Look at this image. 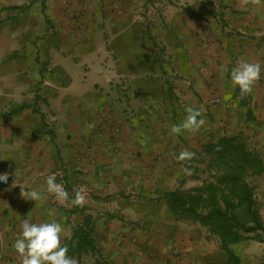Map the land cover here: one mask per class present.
<instances>
[{"label": "crops", "instance_id": "crops-1", "mask_svg": "<svg viewBox=\"0 0 264 264\" xmlns=\"http://www.w3.org/2000/svg\"><path fill=\"white\" fill-rule=\"evenodd\" d=\"M76 3L77 0L73 11L59 3L57 10L51 7L57 28L66 39L51 46L54 53L46 56L42 49L37 54L38 61L29 60L27 79L25 71H6L8 58H15L18 50L6 22L21 18L24 13L28 16L29 0H0V174L8 173L9 177L7 183L0 182V264H22L14 245L21 238L25 219L32 223H60L64 244L74 225L82 221L78 211L92 216L97 248V252L83 254L79 260L73 256L79 264H226L227 253L218 244L205 240L204 233L199 240L200 235L195 236L196 225L175 220L165 202L127 204L123 200L130 185L138 184L148 170L145 163H152L149 171L158 172L161 158L170 157L171 153L163 148L162 125L157 118L146 125L148 115L143 108L133 106L132 101L129 108H120L114 101L99 102L95 95L81 93L79 88H73L80 87L74 76H81L78 65L82 59L90 58L99 61L97 75L92 73L94 79L106 81L109 76L100 65L104 58L99 55L107 48L119 65H138L132 51L139 47V40L132 41L129 36L137 26L142 34L139 25L151 12L149 8L153 10L152 5L159 14V32L169 35V49L179 54L176 63L191 69V33L204 36L210 31L220 38L219 54L213 47L211 53H203L204 61L197 56L198 64L204 67L205 89L218 78V73L226 71L231 75L229 66H235L240 57L259 62L262 73L264 3L256 6L244 5L242 0H86L90 14L82 12L83 7ZM191 3L199 6L194 14L204 19L195 27H191ZM69 48L81 52L64 54ZM45 49L49 51L48 47ZM13 61L11 65L15 67L17 63ZM43 64L53 72L48 74L42 69ZM60 67L65 73L60 72ZM252 92L257 99L263 97L264 86L258 81ZM257 108L253 137L264 160V102L258 99ZM170 117H174L173 112ZM89 122L95 123L94 129L86 127ZM173 138L178 141L177 134ZM95 166L103 167L105 177L99 185L100 192L114 193V201H90L73 207L70 201L74 196H69L67 204L59 206L47 192L46 177L55 172L62 173L67 182L70 176H77L76 185L80 182L93 187L91 175H95ZM253 183L264 222V173ZM21 187L26 193L36 190L41 199H25ZM140 188L136 190L146 192ZM240 244L243 252L234 249L239 264H264V235L261 241Z\"/></svg>", "mask_w": 264, "mask_h": 264}, {"label": "rangeland", "instance_id": "rangeland-1", "mask_svg": "<svg viewBox=\"0 0 264 264\" xmlns=\"http://www.w3.org/2000/svg\"><path fill=\"white\" fill-rule=\"evenodd\" d=\"M75 1L29 0L28 16H25L24 13L21 18L18 16L16 19L9 18L7 20L6 27L11 36L14 37L18 50L14 53L15 58H13L17 64L15 67L12 66L11 63L14 61L12 58H8L7 66L9 67H6L8 68L6 71L12 72L13 69L19 72L25 71L28 74L27 79H29V60L38 61L40 56L37 54L42 49L46 56L54 53L55 48L51 46H55L56 43L63 42L66 39V36L60 33L57 28V22L53 17L51 7L53 9L55 7V10H57L59 3L60 7L66 5V9L69 7L73 11L72 6ZM85 1L77 0L76 4L83 7L82 12L90 14V9ZM261 3H264V0H261ZM191 4L193 5L191 7V27H195V25H201L204 19L194 14L195 10L199 11V6L196 3ZM153 6H151L153 10L149 8L151 12L145 15L142 24L139 25L142 34L137 31V26L129 36L132 41L139 40V47L132 51L139 60L138 65H119L115 54L106 46L107 49L103 51V55H99L104 58L103 63H100V65L109 76L106 81L97 82L94 79L92 73L97 75L99 61L90 58L82 59V64L78 65L81 76L79 74L74 76L79 81L75 84L80 87L73 88H79L81 93L95 95L96 100L99 102L102 100L107 101V103L114 101L120 108H129L133 103V106L143 108L148 115L146 125L154 123V118H157L162 125L161 132L165 139L163 148L171 153L170 157L161 158L158 172L157 169H154L156 171H149L152 163H145L148 170H146L138 184L132 183L130 185L131 188L123 197L127 204L151 200L165 202L162 194L157 193L158 190L167 191L177 187L186 190L200 185L202 179L208 175L206 167L208 155L204 150V146L208 142L216 141L221 136L241 134L248 146L258 151L257 143L253 137V126L256 124L258 117L257 101L259 99L264 102V96L257 99L252 92L243 96L246 98V105L241 104L240 98L242 96L241 94L240 96L235 95L231 75L227 74L226 71L218 73V78L210 81L205 89L206 80L202 74L204 67L198 64L197 56L202 59L203 53H211L213 47L217 49L215 53L219 54L221 51L219 49L220 38L210 31H207L204 36L191 33V39H193L191 42V69L184 63H176L175 58L179 54L169 49V35L159 32L161 22L159 14L154 11ZM80 12L78 10V13ZM116 15H119V13L116 12ZM29 41H31L32 46H29ZM204 45L205 47H203ZM44 47H48L49 51H45ZM210 47L211 51L208 50ZM36 48L39 50L37 51ZM77 50L69 48L64 51V54L74 55L75 53L76 55L81 52ZM104 63L106 64L104 65ZM43 65L42 69L49 72L48 74L53 72L52 68L47 70L48 67L45 64ZM60 72L65 73L61 67ZM259 82L264 86V72L261 73ZM11 84L14 86L12 82ZM27 84L29 85V82ZM188 107L202 109L203 112L200 118L204 119L206 123L198 132L184 131L182 134L177 135L178 141L175 142L173 136L176 137V134L171 133V127L184 121L187 115L185 110ZM153 112L156 115H153ZM172 112L174 113L173 118L170 117ZM184 149L195 153L192 160L178 161L174 158L173 154L178 156ZM164 154H167V152ZM102 172L103 167L95 166V175H91L93 187L80 182L76 185L74 179H79L77 176H70V181L67 182L62 173L55 172L54 174L56 175V183L62 184L69 196L75 197V192L83 189L86 194L85 203L90 201H114L116 196L114 193L102 194L100 192L99 185H102L101 182L105 179ZM138 187H141V190L145 188L147 193L137 191L136 188ZM51 198L54 202H58L54 195H51ZM57 205L62 206L64 204L58 202ZM180 221L191 222L189 220ZM192 225H196L195 236L200 235L199 240L204 233L205 240L211 244H217L215 237L208 235L205 227L197 222H191ZM234 249L236 252L244 251L240 243L232 246V250L235 252ZM262 261L264 262V259Z\"/></svg>", "mask_w": 264, "mask_h": 264}, {"label": "trees", "instance_id": "trees-1", "mask_svg": "<svg viewBox=\"0 0 264 264\" xmlns=\"http://www.w3.org/2000/svg\"><path fill=\"white\" fill-rule=\"evenodd\" d=\"M233 67L229 66V71ZM235 95L240 96L239 86H235ZM240 102L246 105V98L241 97ZM204 150L208 155V175L201 184L186 190L177 187L163 191L162 196L175 220H189L205 227L208 235L217 240L218 247L227 253L226 264H239L232 246L249 240L261 241L264 235L253 183L254 178L264 173V160L241 134L221 136L205 144ZM78 212L82 221L74 225L64 245L68 247V255L79 260L83 254L97 252V248L92 236V216Z\"/></svg>", "mask_w": 264, "mask_h": 264}, {"label": "clouds", "instance_id": "clouds-1", "mask_svg": "<svg viewBox=\"0 0 264 264\" xmlns=\"http://www.w3.org/2000/svg\"><path fill=\"white\" fill-rule=\"evenodd\" d=\"M244 5H261V0H242ZM261 79V64L259 62L247 61L243 57L238 58L236 65L231 71V80L234 85L239 86L241 96L251 94L255 84ZM186 117L181 124L173 125L171 133L180 135L184 131L198 132L206 123L202 118V109L194 107L186 108ZM86 127L94 129L95 123L89 122ZM174 158L178 161H190L194 158L195 153L184 149ZM187 171V169H185ZM8 173L0 174V182H8ZM45 183L47 192L54 195L57 201L65 204L69 201V194L64 186L56 183V175H48ZM21 195L25 199L38 201L41 195L36 190L25 192L21 187ZM86 194L83 189L75 192V197L71 199L72 206H83ZM21 238L15 242V249L21 257L22 264H79L78 260L68 255L67 245L62 244L64 234L63 226L56 222L32 223L25 219L22 224Z\"/></svg>", "mask_w": 264, "mask_h": 264}]
</instances>
